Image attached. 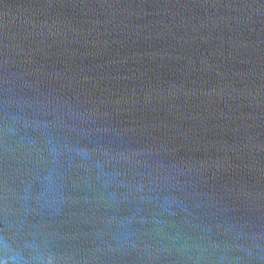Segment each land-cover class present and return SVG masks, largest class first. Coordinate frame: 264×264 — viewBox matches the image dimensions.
Returning <instances> with one entry per match:
<instances>
[{
  "label": "water",
  "instance_id": "water-1",
  "mask_svg": "<svg viewBox=\"0 0 264 264\" xmlns=\"http://www.w3.org/2000/svg\"><path fill=\"white\" fill-rule=\"evenodd\" d=\"M0 264H264V0H0Z\"/></svg>",
  "mask_w": 264,
  "mask_h": 264
}]
</instances>
